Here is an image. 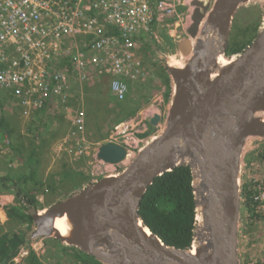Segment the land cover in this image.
<instances>
[{
	"label": "water",
	"instance_id": "water-1",
	"mask_svg": "<svg viewBox=\"0 0 264 264\" xmlns=\"http://www.w3.org/2000/svg\"><path fill=\"white\" fill-rule=\"evenodd\" d=\"M251 1L191 3L188 37L177 46L188 60L182 67L166 66L171 97L162 132L123 172L102 177L45 209L29 207L35 225L31 240L53 238L101 264H239L242 154L249 139L264 138V28L224 68L218 58L228 59L232 20ZM161 120L155 114L149 123L157 129ZM125 155L122 146L104 143L96 157L117 164ZM190 162L205 188L201 205ZM182 165L192 172L196 217L201 219L197 228L208 233V242L200 245L194 238L188 249L166 246L138 213L155 179ZM63 217L69 225L66 236L54 228Z\"/></svg>",
	"mask_w": 264,
	"mask_h": 264
},
{
	"label": "built area",
	"instance_id": "built-area-1",
	"mask_svg": "<svg viewBox=\"0 0 264 264\" xmlns=\"http://www.w3.org/2000/svg\"><path fill=\"white\" fill-rule=\"evenodd\" d=\"M193 1L0 0V95L12 94L14 99L10 101L26 114L42 110L52 115L64 113L70 128L61 147L74 149L75 159L88 158L90 184L117 175L154 138L149 133V121L155 114L162 115L160 98L114 124L103 140L91 143L82 98H78L74 111L70 109L72 92L107 76L111 96L124 101L129 83L143 84L146 80L138 54L140 37L154 34L153 27L163 26L173 28V35L170 31L169 36L174 44L180 43L191 22ZM183 6L189 10L180 11ZM178 28L181 32H176ZM63 62L69 67L61 68ZM160 127L161 123L155 131ZM104 143L122 146L125 157L117 164L98 160V147ZM7 149L5 139L0 142V157ZM251 183L250 212L264 216V186L261 182ZM28 245L20 249L13 264H22L30 251L39 254L35 245L31 244V249Z\"/></svg>",
	"mask_w": 264,
	"mask_h": 264
},
{
	"label": "trees",
	"instance_id": "trees-1",
	"mask_svg": "<svg viewBox=\"0 0 264 264\" xmlns=\"http://www.w3.org/2000/svg\"><path fill=\"white\" fill-rule=\"evenodd\" d=\"M112 32L117 34L115 29H112ZM162 38L166 45L174 48L171 37L167 34H162ZM140 39L143 44L141 51L149 50L151 43L149 45L144 42L145 36L140 37ZM250 43V40L237 44L233 43V47H228L225 55L230 56L241 53ZM155 48L156 50L161 49L158 45ZM63 67L68 68V63L63 62L61 68ZM160 71L161 73H157V77L161 80V86L166 88L165 98L169 101L171 97L170 77L166 67H160ZM109 84L110 78L103 76L95 79L92 83L85 84L83 87L86 95V104L84 106L86 126L88 128L89 121L91 122L93 119L92 127L97 131L96 136H99V141L105 138L100 133L99 117L101 116L102 110L107 108L109 104H114L116 111L119 114H123V117L116 120L117 123L135 115L139 109L138 102L133 98H126L122 102L114 99L110 94ZM138 87L143 89L145 84L138 82L136 85H131L129 83L130 89L134 88L138 91ZM13 99L12 94H1L0 105ZM147 99L145 96L144 102L149 100ZM106 113L108 114V111ZM44 114V110L35 114V119H37L38 124L35 125V121L32 122V125H35L34 129L33 131L31 129L28 130L33 138H25L22 136L16 120L7 118L4 114L0 117V138L1 136H7L8 140V152L0 159V190L11 191L15 197L14 204L7 209V225L10 227L7 230H5V227H0V264H13V258L21 248L27 247V243L29 244L28 249H31L26 232L23 231L24 229L19 228L20 226L23 227V225H26V230L28 231L31 225H33V220L27 214V209L29 207H34L36 210L43 209L37 201L36 195H44L46 193L49 195H58L61 193L59 186L64 183L62 179L57 182L58 186L56 187L55 180L50 179V181H45L40 176L41 156L46 146L44 138L49 134L47 124L42 121ZM56 119L57 121L60 120V122L64 121L62 116ZM54 136L56 137V134H52L51 139H54ZM262 150L261 157L264 159V148ZM14 161H17L21 166L17 169L11 168L10 163L12 164ZM79 177L84 181L87 180L88 185L91 183L90 176L85 177L81 172L72 174L70 180ZM192 181L193 177L189 166L182 165L176 167L171 172L157 177L141 200L138 211L141 219L147 228L166 246L176 249H188L194 240V231L198 215L196 217V203ZM252 186L253 183L249 182L241 188L242 206L249 210V212L251 206L250 196L253 193ZM56 191L57 194H55ZM45 243H51L52 247L55 248L57 246L60 249L52 252L47 247L46 253L43 255L30 251L22 264H50V259L52 258H55L56 264H62L63 262L69 264H101L93 257L74 247L66 246L58 240L48 238L45 240Z\"/></svg>",
	"mask_w": 264,
	"mask_h": 264
},
{
	"label": "rangeland",
	"instance_id": "rangeland-1",
	"mask_svg": "<svg viewBox=\"0 0 264 264\" xmlns=\"http://www.w3.org/2000/svg\"><path fill=\"white\" fill-rule=\"evenodd\" d=\"M263 28H264V0H252L248 4L241 6L238 9L237 13L235 14L232 20L230 31H229L227 48L228 47L232 48L234 45L233 43L237 44V43L249 41V40L252 43L255 37L257 36V34ZM170 31L171 33H173L174 31L173 28L172 29L169 28L168 30L164 27H154L153 28L154 34L152 35L149 34L148 36L144 35L145 36L144 42H146L149 45L151 43V46H152V47L150 46L149 50H146V51H141L143 44H142L141 39L139 40L140 49H139L138 54L142 59L143 68L146 69L145 70L146 80L143 82V84H145V87L143 89H140L141 87H138L137 89L138 91H136V89L134 88H131L129 89V93L127 95L128 99L133 98L136 102H138L137 103V105L139 104L138 111L151 106L153 102L155 101L158 102L159 97H161L160 92L163 86H161L160 78L157 77V73L158 74L161 73L160 67L162 66L166 67L167 63L173 67H182L183 64L188 60V57H184L183 55L178 56V57L176 56V52L178 51L175 48V44H174V48H170L168 45L164 43L162 34H167L169 36ZM176 32H181V29L180 28L176 29ZM154 36H157V39H155ZM153 42H155V44H153ZM155 45L156 46L158 45V47H160L161 49L156 50ZM238 54L230 55V56L225 55L228 59L221 56L218 59L220 62L218 63V65L220 66L221 64L229 62L231 58H232L231 60H234ZM80 92L83 93L82 96H80L79 94ZM85 96L86 95L83 89L82 90L75 89L74 92H72V98L70 99V103L74 105L73 111L76 109L75 99L76 100L78 98L80 99V97L82 98L83 108H84L86 104ZM145 96L149 100L147 99L148 101L144 102ZM169 101H167V104H169ZM159 104H161L159 107H161L162 109L163 118L161 121V127L156 131H152L153 133L152 135L154 138L155 136L159 135L163 130L164 119H165L167 109H168L167 104L165 105L163 102H160ZM107 111H108V114L106 113ZM43 116H44L43 117L44 119L42 121L47 124V129L49 130L52 129V130L49 131L48 136L44 138L46 141L45 142L46 146L43 150V155L41 156V162H40L41 167H42L41 177L45 181L47 180L50 181V179L55 180V184L57 187L58 179L63 174L70 177V174L72 176V174L74 173L77 174L81 172L84 174V176H86L85 171H84V168H85L84 162L81 161L77 163L73 159L75 158L74 149L68 148L69 155L65 154V157L61 158L60 161L54 162L52 150L56 147L55 143L58 141L59 138H62L64 135L67 134L70 126H69V123L66 122L65 120H64L65 122L64 121L60 122L59 120L57 121L58 126L54 128L55 124L53 122L51 114H44ZM61 116L57 115L56 118L59 119V117ZM101 116H100L101 118L99 117V123L101 127L100 133L102 136H106L111 130V128L114 126V124L117 123L116 120L123 117V114H119L116 111L114 104H111V105L109 104L107 108L102 110ZM50 119L52 122L50 121ZM14 120H16V122L18 121L17 118H15ZM92 122H93V119L91 120V122L89 121V125L87 128V136H88V140L91 143H97L99 142L98 140L99 136H96L97 131L95 130V128L92 127ZM19 125L23 129V131L25 130L28 131L29 130L28 127L31 128L32 126V121L21 120ZM31 131H33L32 128H31ZM52 134H56V137L54 136L55 137L54 139H51ZM23 137H25V135ZM0 142L1 143L3 142L2 136L0 138ZM263 148H264V141H262L260 138H252L248 140L246 147L243 151L242 160H241V169H240V174H239L240 190L244 184L249 183V182H255V181L261 182L264 186V159L261 157ZM0 159L2 158L0 157ZM84 159L88 161V158H84ZM190 164L193 167V174L195 178L194 185L196 187L198 185L197 200L199 204L201 205L203 198L201 196V189L199 186L200 185L199 176L196 173L197 169L195 168V165L192 164V162H190ZM51 165H53L52 169H49L50 171L47 172L46 169H48ZM43 168L44 169L46 168L45 171L43 170ZM51 176L53 177L50 178ZM68 178L66 177L64 184L59 186L60 188L59 191L61 193L58 194V196L52 195V194L49 195L48 193L44 194L43 196L42 194H37L38 197H40L42 200L40 202V206H42L43 209H45L46 207H50L51 205L64 199L68 193H70L69 195L75 194L78 191L85 188L86 186H88L87 183L82 188L78 186L79 185L78 180H83L81 177L77 179H73V180H70L71 177L69 179ZM55 194H57V191ZM54 199H56V201H53ZM242 202L243 201L241 199V210H240L239 224H238V245H237L239 264H248L252 260H255L257 263L264 264V216L252 214V212H249L247 209H245V207L242 206ZM198 221H201L199 214L197 217V222ZM9 227L10 226H7V229ZM34 228H35V225L33 224L31 225L30 229L27 231L26 225H25L23 228L24 229L23 231L26 232V235L29 241L31 242L30 244L35 245L39 255L45 254L47 247H49L50 248L49 250H52V252L60 249L57 246L55 248L52 247L51 243L46 244L45 240H47L48 238H45V239L39 238L36 240H31L30 235L33 232ZM205 234L206 236L208 235V233H206L205 230L198 229L196 225V228L194 231V238L196 241H198L197 242L198 244L201 245L202 243L206 241L203 239L205 238L204 237ZM49 239L55 240L53 238H49ZM50 264H56L55 258L50 259ZM62 264H69V263L63 262Z\"/></svg>",
	"mask_w": 264,
	"mask_h": 264
},
{
	"label": "crops",
	"instance_id": "crops-1",
	"mask_svg": "<svg viewBox=\"0 0 264 264\" xmlns=\"http://www.w3.org/2000/svg\"><path fill=\"white\" fill-rule=\"evenodd\" d=\"M144 36V35H143ZM142 36V37H143ZM170 37V36H169ZM172 42H173V40H172ZM173 44H174V42H173ZM139 52V51H138ZM165 92H166V88L163 86L162 87V89H161V97H159L160 98V102H163L165 105L167 104V101L168 100H166V98H165ZM78 98V97H77ZM70 103V102H69ZM78 103H79V100L77 99H75V106H77L78 105ZM161 105V104H160ZM168 105V104H167ZM69 106H70V109L72 110L73 109V104H69ZM37 112H39V111H31L30 113H24V111L23 110H21V108L20 107H18L16 104H14V103H12L11 101H9L8 102V104L7 105H5L4 103L3 104H1L0 105V113H1V115L2 114H4L5 116H7V118H10V119H15V118H17V126L19 127V130H20V132H21V134H22V136H24L25 135V138H33V136L32 135H30L29 134V131H27V130H25V131H23V129L20 127V121L21 120H28V121H32V122H34L35 121V124H38V122H37V119H35L36 117H35V114L37 113ZM30 114V115H29ZM32 114V115H31ZM46 114V113H45ZM50 114V113H49ZM57 115L58 116H61V115H63L62 117H63V119L66 121V122H68L69 123V120L65 117V115H64V113H55V114H51V116H52V119H53V122H54V124H55V127L54 128H56L58 125H57V119H56V117H57ZM50 117V116H49ZM64 121V122H65ZM29 125V124H28ZM33 126V127H32ZM31 126V128L32 129H34V126L35 125H32ZM69 126H70V124H69ZM31 128H29L28 127V129H31ZM53 128V129H54ZM52 129H50V130H48V131H51ZM152 130H154L155 131V129H153V127L150 125L149 126V131H152ZM66 135H64L62 138H59L58 139V141L55 143L56 144V147L52 150V152H53V158H54V162H57V161H60L61 160V158H64L65 157V154L66 155H69V152H68V149H64V148H62L61 147V141H62V139L65 137ZM2 139L3 140H5V139H7V136H4V137H2ZM55 146V145H54ZM7 152H8V150H7ZM6 152V153H7ZM5 153V154H6ZM4 155V154H3ZM74 160H75V162H84V164H85V168H84V171H85V174H86V176L85 177H87V176H89V170H88V161L86 160V159H84V158H82V159H75V158H73ZM10 165H11V168L13 167L14 169H17V168H19V166H21L17 161H14V162H12V164L10 163ZM52 166L53 165H51L48 169H46V171L48 172V171H50L49 169H52ZM41 169H42V167L40 166V176H41ZM45 169L43 168V170L45 171ZM66 177H67V175H65V174H63L62 176H60V178L61 179H63V182L66 180ZM70 177H71V174H70ZM69 177V178H70ZM58 179V182L61 180V179ZM70 181V180H69ZM81 181H82V183H81ZM88 181L86 180V181H83V180H78V183H79V185L78 186H80L81 188L87 183ZM64 184V183H63ZM79 187V188H80ZM40 196V195H39ZM43 196V195H42ZM56 196H58V195H56ZM14 199H15V197H14V194L11 192V191H1L0 190V227H5V230H7V223H8V217H7V209L10 207V206H12L13 204H14ZM36 199H37V201L40 203L42 200H41V198L40 197H38V195H36ZM48 199V198H47ZM50 199V198H49ZM58 199V198H57ZM53 201H56V199H54ZM47 208V207H46ZM24 226L25 225H23V227L22 226H20L19 228H24ZM31 245V244H30ZM31 247V246H30Z\"/></svg>",
	"mask_w": 264,
	"mask_h": 264
},
{
	"label": "bare ground",
	"instance_id": "bare-ground-1",
	"mask_svg": "<svg viewBox=\"0 0 264 264\" xmlns=\"http://www.w3.org/2000/svg\"><path fill=\"white\" fill-rule=\"evenodd\" d=\"M182 1V0H181ZM183 8H186V10L188 9L189 10V8L187 7V6H183V7H180V11H183ZM193 11H194V8L193 9H191V18H192V14H193ZM191 23L192 22H190V24H189V26L191 25ZM189 26L187 27V29L189 28ZM159 27H163V26H159ZM164 28H166V27H164ZM166 29H168V28H166ZM169 30V29H168ZM171 35H173L172 33H171ZM185 37L187 38L188 37V35L186 34L185 35ZM191 41V44H192V48H193V44H194V40H190ZM178 44L179 43H177V44H175V48L177 49V46H178ZM177 51L178 52H176V56L178 57V56H182V54H181V52H179V50L177 49ZM221 57V56H220ZM219 57V58H220ZM218 58V59H219ZM218 63H220L219 62V60H218ZM229 64V62H227V63H224V64H221L219 67H220V69L221 68H224L225 66H227ZM180 65H181V63H180ZM215 76V75H214ZM82 90V89H81ZM2 94H5V93H2ZM162 118H163V115H162ZM127 119V118H126ZM125 120V119H124ZM162 121V120H161ZM149 126H150V123H149ZM149 133L152 135L153 133L151 132V131H149ZM148 133V134H149ZM152 137H153V135H152ZM192 164H194L195 165V163H193L192 162ZM195 168L197 169V167H196V165H195ZM193 170V169H192ZM197 174H198V171L196 172ZM200 184V183H199ZM200 189H201V196H202V202L203 201H205V188L203 187V186H200ZM54 228L62 235V236H66L67 234H68V232H69V225L66 223V220H65V217H63V218H57L56 220H55V223H54ZM145 234L146 235H148V236H150V233H149V231L148 230H145ZM205 238H203L204 240H206L205 242H208V235L206 236V234H205V236H204ZM204 242V243H205ZM31 243V242H30ZM31 248V247H30ZM192 254H195V253H193L192 252Z\"/></svg>",
	"mask_w": 264,
	"mask_h": 264
},
{
	"label": "clouds",
	"instance_id": "clouds-1",
	"mask_svg": "<svg viewBox=\"0 0 264 264\" xmlns=\"http://www.w3.org/2000/svg\"><path fill=\"white\" fill-rule=\"evenodd\" d=\"M242 199V198H241ZM42 210V209H41Z\"/></svg>",
	"mask_w": 264,
	"mask_h": 264
}]
</instances>
